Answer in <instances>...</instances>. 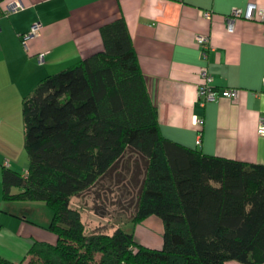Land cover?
Listing matches in <instances>:
<instances>
[{
	"label": "trees",
	"instance_id": "obj_1",
	"mask_svg": "<svg viewBox=\"0 0 264 264\" xmlns=\"http://www.w3.org/2000/svg\"><path fill=\"white\" fill-rule=\"evenodd\" d=\"M101 36L102 51L45 76L23 100L28 167L24 174L3 168L2 193L45 202L57 236L55 243L35 240L28 263H264V164L166 138L125 20L103 25ZM124 159L136 167L132 220L160 218V248L122 227L87 233L70 203ZM13 186L22 190L11 194ZM0 264L21 263L0 256Z\"/></svg>",
	"mask_w": 264,
	"mask_h": 264
},
{
	"label": "crops",
	"instance_id": "obj_2",
	"mask_svg": "<svg viewBox=\"0 0 264 264\" xmlns=\"http://www.w3.org/2000/svg\"><path fill=\"white\" fill-rule=\"evenodd\" d=\"M20 1L21 10L5 14L8 0H0V256L27 264L35 240L56 239L45 202L4 198L2 193L3 168L24 174L28 167L23 100L45 76L102 51L101 27L119 18L131 35L162 134L209 155L264 164V135L258 130L264 116V25L238 17L230 32L226 20L233 7L256 3L264 8V0ZM36 21L41 29L24 46L21 34ZM198 35L208 39L205 55ZM203 66L212 75L217 98L201 105ZM232 87L238 96H224ZM21 190L13 186L11 194Z\"/></svg>",
	"mask_w": 264,
	"mask_h": 264
},
{
	"label": "rangeland",
	"instance_id": "obj_3",
	"mask_svg": "<svg viewBox=\"0 0 264 264\" xmlns=\"http://www.w3.org/2000/svg\"><path fill=\"white\" fill-rule=\"evenodd\" d=\"M135 169L133 159L128 161L124 159L118 169L105 180L74 197L72 204L74 208L79 206L81 209L82 212L76 208L82 213L87 233L96 230L111 232L116 227H122L133 232L136 242L160 248L163 246L162 220L157 216H151L145 222L136 224L132 220L137 192V184L133 177ZM99 217L105 218V220L97 222L96 219ZM55 238L51 241L52 243L57 240L56 234ZM158 238L161 239V243H157Z\"/></svg>",
	"mask_w": 264,
	"mask_h": 264
},
{
	"label": "built area",
	"instance_id": "obj_4",
	"mask_svg": "<svg viewBox=\"0 0 264 264\" xmlns=\"http://www.w3.org/2000/svg\"><path fill=\"white\" fill-rule=\"evenodd\" d=\"M23 8V5L20 0H8L5 7V14H9L11 12L19 11ZM206 15L209 16V12H206ZM242 17L245 19H257L261 21L264 25V8L259 7L256 3H248L245 9L233 7L230 11V14L227 15V30L233 31V21L235 18ZM41 23L36 21L31 26L29 31L21 34V43L26 46L27 39L35 36L39 33L41 29ZM197 42L202 47L203 55L206 54L208 47V39L205 35H198ZM43 54L39 55V60H43ZM200 77L201 81L198 84V100L201 105H204L208 101H213L217 98V92L213 87L212 83V75L209 73L207 67L203 66L200 68ZM223 95L229 98H236L238 96L237 88H226L223 92ZM195 122L197 124H201L202 120L196 118ZM259 133L264 135V116L260 117ZM196 143H200V133L196 140Z\"/></svg>",
	"mask_w": 264,
	"mask_h": 264
}]
</instances>
